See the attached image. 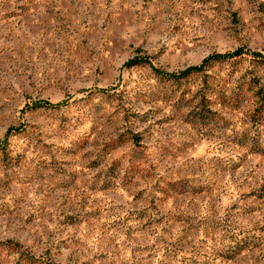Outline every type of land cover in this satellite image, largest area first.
I'll list each match as a JSON object with an SVG mask.
<instances>
[{
    "label": "rangeland",
    "instance_id": "rangeland-1",
    "mask_svg": "<svg viewBox=\"0 0 264 264\" xmlns=\"http://www.w3.org/2000/svg\"><path fill=\"white\" fill-rule=\"evenodd\" d=\"M237 49L264 0H0V264H264V59L154 71Z\"/></svg>",
    "mask_w": 264,
    "mask_h": 264
},
{
    "label": "trees",
    "instance_id": "trees-1",
    "mask_svg": "<svg viewBox=\"0 0 264 264\" xmlns=\"http://www.w3.org/2000/svg\"><path fill=\"white\" fill-rule=\"evenodd\" d=\"M244 54H250V55H252L255 58L264 59V56H262L258 52H245L243 49H237L236 51L231 52V53L215 54V55L209 56L208 58L204 59L203 62L200 65L189 67V68H187L186 70H184L183 72H181L179 74H165V73H163V72H161L159 70H156L154 68L153 69H154V71L157 74H159V75H167V76H169L172 79L184 78V77H186V76H188L190 74L201 72L204 69L205 65L208 64L212 60L222 61V60L232 59L234 57H238V56H241V55H244ZM139 63H147V60H144V59H132V60L128 61L127 64H125V65L127 67H131V66L137 65ZM260 101H261V103H260L259 108L257 109V112L263 113L264 112V98H262ZM47 107H55V106L52 103H50V102H39V103H37L34 106V108H47ZM257 112H255V115H257ZM9 134H10V132H8V134H6V137H5L4 141L0 142V149L4 148L6 146L7 137H8Z\"/></svg>",
    "mask_w": 264,
    "mask_h": 264
}]
</instances>
